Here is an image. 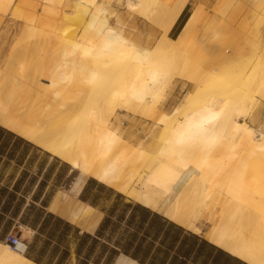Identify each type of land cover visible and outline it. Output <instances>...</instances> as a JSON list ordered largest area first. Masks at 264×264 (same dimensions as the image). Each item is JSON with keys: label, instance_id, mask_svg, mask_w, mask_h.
<instances>
[{"label": "bare ground", "instance_id": "bare-ground-1", "mask_svg": "<svg viewBox=\"0 0 264 264\" xmlns=\"http://www.w3.org/2000/svg\"><path fill=\"white\" fill-rule=\"evenodd\" d=\"M86 1L88 7L81 0L65 3L71 6L68 13L72 18L82 20L77 38L56 27L60 19L53 10L47 20H38L39 27L33 15L23 13L22 32L0 58V126L67 163L68 171H77L71 187L57 191L49 208L64 210L83 227H94L98 211L75 198L85 178L93 177L196 233L201 230L195 220L205 214L211 226L203 234L209 242L247 264H264V187L252 194L254 183L247 185L244 181L248 169L261 172L259 180H264V131L238 119L240 107L235 111L234 106L244 102L236 99L226 104L222 98H209L187 109L196 96L195 90H190L170 113L156 107L160 78L168 72L162 59L165 53L185 55L196 41L203 42L210 57L206 68L189 71L185 78L204 88L208 80L213 82V65L249 60L251 39L245 33L223 32L229 48L213 52V38L206 39L202 32L193 34L202 18L200 3L193 6L177 34L168 36L188 0ZM239 3L250 12L264 7V0ZM120 4L151 19L161 29L152 47L125 37L120 28L113 26L114 19L118 22ZM17 10L16 0H0V16H14ZM223 18L214 17L213 22L225 24L232 17ZM27 34L36 38L30 50L24 40ZM261 37L260 53H256L260 59L255 61L264 65V34ZM97 56L120 65L123 76L104 99L103 110L96 113L89 106L80 110L78 104L87 97L92 80L106 70L92 65ZM236 80L249 85L243 71ZM251 85L264 100L263 77H257ZM181 108L184 114L178 118ZM135 111L149 112L157 121L171 123L157 148L159 155L142 168L137 167L142 149L134 148L126 158L119 137L121 112L125 115ZM11 231L25 243L30 239L31 230L23 224L13 226ZM0 264L38 263L3 239ZM116 264L134 262L120 254Z\"/></svg>", "mask_w": 264, "mask_h": 264}, {"label": "rangeland", "instance_id": "rangeland-1", "mask_svg": "<svg viewBox=\"0 0 264 264\" xmlns=\"http://www.w3.org/2000/svg\"><path fill=\"white\" fill-rule=\"evenodd\" d=\"M69 1L71 0H16V4L18 6L16 15L11 17L2 16L4 22L12 25L13 27V31L8 33L10 35L9 37H11V42L9 45L13 42L16 36L22 32V24L24 23V19L21 17V14L25 13L33 15L35 23H37L39 27L38 20H47L50 10L54 11L57 16V20L60 19L59 21H56V27L67 32V35L70 36V34H72L75 36V38H77L82 30V20L80 21L75 17L72 18V15L68 13L69 10L71 11V6L66 5L65 3ZM81 1L85 3L84 5L86 7H88V5H86V0ZM225 1L227 3L229 1V5H226ZM225 1L188 0L187 4L185 5L186 8L184 7L185 16L190 14V11L193 6H195V4H203L202 18L194 29L195 32L193 31V34L196 35L202 32L206 39L213 38V44L210 48L213 52H217L218 48H229L228 40L222 36L223 32L230 34H235L237 32L247 34L252 42V45L250 46L251 49L249 50L250 53L247 58L249 60L244 62H239L237 60L233 61L232 63L230 62L229 64L226 63L224 65H220V67L219 65H213L216 68V70L213 72V82L212 80H208L207 85L202 88L201 83H197L196 85L195 82L193 83L192 81H187L188 78H185V76L188 77L187 75H189L191 71L194 73L197 72L196 70L200 71L199 69H201L202 71L204 68H206V59H210V57L207 54V49L202 46L203 42L200 43L199 41H196L191 48L185 50V55L181 53V55L174 53L171 54L172 52L165 53L162 59L168 65V72L165 74L166 76L164 75L160 78V97L158 98L156 107L160 112L168 114L176 105L180 103L184 93L190 90L191 92L192 90H195L194 93L196 94H193V96H196L193 97L194 99L192 98V103L189 104L187 109H193L202 104L203 101L206 102V99L209 98H222V102H226V104L231 103L236 99L240 100V102H244L240 103L238 106H234L235 111H237L240 107L238 113L240 116L238 119L264 131V100L259 97L255 91H253L254 86L251 85V81L257 77H263L264 79V65L263 63L256 64L255 61V59H260L259 57H256V53H260L259 47L262 43L261 35L264 34V7L261 10L257 8L251 9L250 12V10L246 9L245 11V9L239 6L240 0ZM221 3H224L226 6L223 4L221 5ZM129 10L130 9H128L126 6L120 4L117 12L118 22H116L114 19L112 23L113 26L118 29L120 28L119 30L125 37L139 43L140 45L152 47L160 37L162 33L161 29L151 19H147L141 13H136L132 10ZM230 16L233 19L231 18L232 20H228V23L218 24L217 22H213L214 17H225V19H229ZM179 17L167 32L168 36L174 37L183 24L182 20L184 17ZM244 22L245 24L240 27ZM42 26L43 31H45L47 28L44 25ZM248 27L250 30H247ZM214 32L216 34H214ZM24 40L28 48L35 43L36 38L35 35L30 36L27 34L25 35ZM9 45L7 48H9ZM28 50H30V48H28ZM32 54L34 57L35 54ZM232 64L234 66L236 65L237 67L234 68ZM92 65L98 68H104L106 70L100 72L102 74L101 77H96L92 80L90 86L87 88V97L79 102L78 108L82 110L83 106L93 107V110L97 113L99 110H103L104 99L106 98L109 91L121 80L123 72L120 69V65H115L112 62H105L104 56H97L96 59H92ZM229 66L231 68H229ZM238 68H241V71H243L244 80L248 79L247 82H249V85H244L241 80H236L237 74L239 75V72H241L238 71ZM247 74H249L250 77H247ZM215 76L216 79L214 78ZM249 79L251 81H249ZM217 83L218 85H216ZM219 84L221 86H219ZM198 85L201 87H198ZM216 86L220 88H217ZM197 88H199V92L197 91ZM251 96L253 97L252 99L255 100V103L250 102L252 100ZM122 113L124 112H121L122 117L119 129V137L121 144H123V155L127 158L134 148H141L142 155L140 159H138L137 167L142 168L144 164L152 162L159 155L157 148L162 142L163 137L168 132L167 128L171 125V123L168 121H157L156 117L155 119L154 116L151 117L149 112L135 111L133 113L129 112L125 115H122ZM78 114L81 115L82 111H79ZM183 114L184 111L183 108H181L178 110L176 116L180 118L183 116ZM11 133L16 135L13 132ZM11 138V136L8 137L3 135L2 140H0V153L5 151L8 144L11 142ZM5 139L7 140L6 145L3 143ZM23 140L26 141L25 139ZM28 143L29 144L26 146L20 144L18 146H14L13 148V152L15 155L17 154V157H21L22 154H24L23 157L27 155L25 161H16L14 159L13 162L8 161V163H6L5 161L0 160V230H3V228L6 227L7 220L10 218H16V215L13 213H18V211L21 210L26 202H28L29 205H33V207H39L38 205L42 204V202L38 201L37 195L40 192V189L43 188V179L47 180V182L44 181V184H48L49 181L50 187L59 191L62 189H69L71 187V183L77 176L76 170L68 171L69 165L67 163L55 156H52L41 147L36 146L29 141ZM10 147H13V145ZM48 159H52V170H56V176H54L53 179H50V174L52 171H49V173L45 171L43 173L45 163ZM257 172L258 170L254 171L253 169L245 170V183H247V185H251L252 182L254 183L252 194L255 192L260 193L261 188L264 187V180H259L261 172ZM37 180H40L41 182L36 190L32 192L34 184L37 182ZM122 195L135 202L132 198L124 194ZM32 201H35V203ZM29 205H27L26 208ZM205 216V214L199 215V217L195 220L196 224L199 225L201 230L198 233L203 237H205L203 233L209 230L211 226V223L207 221Z\"/></svg>", "mask_w": 264, "mask_h": 264}, {"label": "crops", "instance_id": "crops-1", "mask_svg": "<svg viewBox=\"0 0 264 264\" xmlns=\"http://www.w3.org/2000/svg\"><path fill=\"white\" fill-rule=\"evenodd\" d=\"M0 22L1 58L11 42L8 33L13 31V27L4 22L3 17ZM10 141L5 151L0 153V160L6 163L13 162L14 159L25 161L27 155L17 157L13 147H10L13 138ZM52 167V159H48L43 173L52 171L50 179L56 176V170H52ZM43 180L47 182L46 179ZM44 181L43 188L37 195L38 201H43V204L24 212L29 205L26 202L16 218H11V224L5 232L0 230V234H3L0 239L2 240L13 226H27L31 235L24 255L38 264H116L120 254L128 257L134 264H247L212 244L201 234L172 221L184 229L174 237L172 229L167 225L158 227L155 223H150V216L141 218L139 211L132 209L137 202L127 199L119 191L93 177H86L79 192L75 194L76 199L86 202L98 211L95 226L83 227L72 221L64 210L49 208L57 190L50 187L49 181L48 184H44ZM40 182H35L32 192ZM23 214L28 216L24 222L21 221ZM191 234L199 239L191 240ZM200 239L216 248L200 244Z\"/></svg>", "mask_w": 264, "mask_h": 264}, {"label": "trees", "instance_id": "trees-1", "mask_svg": "<svg viewBox=\"0 0 264 264\" xmlns=\"http://www.w3.org/2000/svg\"><path fill=\"white\" fill-rule=\"evenodd\" d=\"M185 8L179 14L180 17H182V16L184 17L183 20H182V22H184L185 19L187 18V16H185ZM3 135H6L8 137L11 136L13 138V141H12L13 148H14V146H18L20 144H23L24 146H26L27 144H29L27 141H24L22 137H20L18 135H13L9 130H5L2 127H0V140H2ZM3 143H5V145H6L7 144V140L5 139L3 141ZM34 209H35V207H33V205H29L27 208H25L24 212L31 211V210H34ZM132 209L139 211V213L141 214V218H146L147 216H150L151 217V221H150L151 224H154L155 223V225H157L158 227H160L161 225H167V227H169V228L172 229V233H173V236L174 237H177V234L180 233V232H182L184 230L181 226L176 225L172 221H170V220H168V219L160 216L156 212L150 211L148 208L144 207L143 205L134 203L133 206H132ZM13 214L16 215L17 213L16 214L13 213ZM27 217H28L27 214H23V216L21 218V221L25 220ZM33 217H35V215ZM10 224H11V218L9 220H7L6 227L3 228L2 233L5 232L7 226H9ZM2 236H3V234H0V239H1ZM189 237H190L191 240H197V239H199L194 234L189 235ZM200 244L207 245L206 242H205V240H203V239H200ZM207 247L208 248H216L212 244H208ZM217 251H220V250H217Z\"/></svg>", "mask_w": 264, "mask_h": 264}, {"label": "built area", "instance_id": "built-area-1", "mask_svg": "<svg viewBox=\"0 0 264 264\" xmlns=\"http://www.w3.org/2000/svg\"><path fill=\"white\" fill-rule=\"evenodd\" d=\"M4 240L8 241L16 250H20L22 253H24L27 243L24 241H21L19 236L17 235H11L9 232L6 233Z\"/></svg>", "mask_w": 264, "mask_h": 264}]
</instances>
